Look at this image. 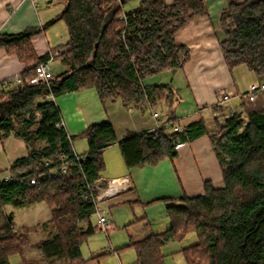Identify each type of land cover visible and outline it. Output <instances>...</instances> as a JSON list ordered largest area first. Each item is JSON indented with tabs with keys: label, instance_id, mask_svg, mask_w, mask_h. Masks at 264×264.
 <instances>
[{
	"label": "trees",
	"instance_id": "16d2710c",
	"mask_svg": "<svg viewBox=\"0 0 264 264\" xmlns=\"http://www.w3.org/2000/svg\"><path fill=\"white\" fill-rule=\"evenodd\" d=\"M63 1V11L42 26L62 19L68 30L58 56L65 71L48 85L27 82L35 67L48 58V53L38 56L31 41L41 28L0 33V48L25 64L19 84L0 87V137L13 133L28 146V154L17 159L9 173L42 170L45 159L55 166L58 152L72 156L74 138L80 136L87 142L85 161L70 164L67 173L31 185L26 180H0V214L5 205L43 202L48 207L49 218L40 224L49 229V237L36 242L45 264L82 263L80 244L101 229L90 220L97 206L88 196L100 189L91 187L86 197L79 190L100 179L105 167L103 150L117 142L109 119L89 124L76 136L67 135L64 127L56 126L61 115L54 96L94 88L102 104L119 99L123 107L139 111L162 101L164 125L140 133L129 131L118 141L127 168L154 165L165 156L172 159L177 155L175 141L192 140L205 132L199 120L166 134V126L176 121L177 93L168 83H144L157 73L181 68L188 49L177 44L174 35L207 12L204 0H139L128 9L124 5L130 0ZM221 10L219 45L226 64L230 68L243 65L264 79V0H226ZM49 94L52 98H47ZM214 127L209 139L223 185L216 187L204 180L200 194L157 199L165 203L169 226L130 240L127 246L135 251V264H164L161 246L190 231L197 239L181 248L186 264H264V110L214 119ZM99 186L105 187L106 182L100 181ZM34 229L15 228L13 213L5 216L0 224V264H10L14 255L26 264L23 250Z\"/></svg>",
	"mask_w": 264,
	"mask_h": 264
},
{
	"label": "crops",
	"instance_id": "0c3cea01",
	"mask_svg": "<svg viewBox=\"0 0 264 264\" xmlns=\"http://www.w3.org/2000/svg\"><path fill=\"white\" fill-rule=\"evenodd\" d=\"M132 1H128L124 8L135 6L139 0L130 7ZM164 1L170 3L173 0ZM204 1L207 12L190 20L174 35L175 42L188 49V58L181 68L174 72L163 71L144 80L145 84L168 83L177 93L178 99L174 106L176 121L166 126V134L182 131L187 125L199 120L204 124L205 132L199 137L184 142L175 141L177 155L174 158L165 156L154 165L127 168L118 146V141L129 131L140 133L154 129L152 110L158 111L161 121H165L166 105L162 101L145 111L132 106L123 107L124 110L120 111L114 105L110 113L107 111V102L101 103L106 112L105 118L99 110L94 89L77 90L53 97L64 130L70 137L80 134L89 124L103 119H109L113 125L117 142L103 150L105 167L98 181H105L107 185L114 178L119 188L104 200H111L114 204L131 203L129 205L141 213L127 225L145 224L153 232L149 221L154 219L155 211L166 214L165 203L157 199L200 194L204 180H210L214 186L221 187V167L209 139V134L215 130L214 119L222 121L233 113L244 116L253 110H264V93L248 91L252 84L264 82V79L242 65L228 67L220 51L219 40L223 34L219 28V17L226 0ZM64 7L63 0H37L36 3L32 0H0V33H16L27 27H40L41 30L31 38L32 45L38 56L49 54L50 51L61 49L59 46L68 39V30L62 19L42 26L59 15ZM50 66L51 70L57 69V72H52L54 76L65 71L58 57ZM24 68L25 64L15 54L0 48V87H14L3 86V82L19 77ZM223 96H227V99L217 102ZM73 141V150L85 154L86 139L79 141V150L74 147ZM39 144L43 142L39 141ZM27 154L28 146L23 138L13 133L1 136L0 176L8 173L11 165Z\"/></svg>",
	"mask_w": 264,
	"mask_h": 264
},
{
	"label": "rangeland",
	"instance_id": "374dc122",
	"mask_svg": "<svg viewBox=\"0 0 264 264\" xmlns=\"http://www.w3.org/2000/svg\"><path fill=\"white\" fill-rule=\"evenodd\" d=\"M136 2L137 0H133L129 3L131 5H128L131 7L133 4H136ZM125 6L127 7V4ZM242 67L244 66L242 65ZM56 70L57 69H52V72H57ZM86 89L94 88H82L78 91ZM98 101L99 110L106 118V112L102 107L99 97ZM108 105L110 106L108 107ZM114 105L121 109L120 111L124 110L119 99L114 101L110 100L106 103L108 113H110L109 110H111V107H114ZM145 115H147V111ZM82 139L84 138L80 136L74 138L73 143L77 150H79L78 143ZM99 206L105 211L107 220L106 230L97 229L80 244L81 264H135V251L132 247L127 245L130 240H135L136 237L142 238L150 228L145 224H134L131 226L127 224L132 221L135 216L139 217L141 213L137 208L133 209L128 203L114 204L111 200H104L99 203ZM9 212L13 213L15 228L20 225L36 228L30 231L29 245L23 250V257L26 260V264H45L41 251L36 246V242L49 237V229L43 228L40 224L49 218V209L46 204L37 202L22 207L5 205L0 214V224ZM155 214L154 219H150L151 221L148 220L152 224H150L152 226L151 230H153V232L164 231L169 226V217H167L165 213L159 214L157 210ZM90 220L93 224L99 226L95 214L91 215ZM78 225H84V222H78ZM196 239L194 232L190 231L182 238L172 239L164 243L161 246L163 263L186 264L181 248L193 244ZM109 246L111 247V251H108ZM10 264H21V258L18 255L12 256L10 258Z\"/></svg>",
	"mask_w": 264,
	"mask_h": 264
},
{
	"label": "built area",
	"instance_id": "2783aa9c",
	"mask_svg": "<svg viewBox=\"0 0 264 264\" xmlns=\"http://www.w3.org/2000/svg\"><path fill=\"white\" fill-rule=\"evenodd\" d=\"M33 3H36L37 0H32ZM61 49H55L53 51H50L48 54V58L44 61H41L36 67H35V72L34 74L28 78V83H34V84H46L48 85V81L54 77L50 63L59 56L61 53ZM20 76L18 77H13V79H10L8 81H4L3 85L5 86H16L17 84L20 83ZM250 93H257V92H262L264 93V82H261L259 84H252L248 90ZM48 97L52 98V95L49 94L47 95ZM227 96H223L220 100L217 102H221L223 100H226ZM151 108V107H149ZM35 115L38 116V112H35ZM152 116L155 119V124H154V129L158 128L162 125L165 124V121H161L160 119V113L156 110H152ZM56 126L58 127H63L62 121H58L56 123ZM174 143V141H173ZM72 148V145H71ZM72 156L68 157L64 153L58 152V161L55 166H52V162L49 159H45L43 161V169L39 170V168H36L35 170L31 171L28 174H22V173H16V174H11V173H3V175L0 176V180L4 181H12V180H26L27 185L34 184L37 180L44 179L46 177H56L59 174H64L68 172V167L72 163H77L81 164L85 161V154L83 153H77L73 150L72 148ZM91 187H98L100 189V192L96 195H92L89 190ZM119 186L117 185V181L113 178L110 182L105 187L99 186V181H95L94 183L86 184V186L83 189L79 190V193L81 196L86 197L87 193L89 192L90 199L92 202H94L95 206V211L92 214H95L97 217V222L102 229L106 230L107 226V220L105 216V211L100 208L99 202L101 203L104 201V199L115 193L118 190ZM108 251H111V248H108Z\"/></svg>",
	"mask_w": 264,
	"mask_h": 264
},
{
	"label": "water",
	"instance_id": "95a60500",
	"mask_svg": "<svg viewBox=\"0 0 264 264\" xmlns=\"http://www.w3.org/2000/svg\"><path fill=\"white\" fill-rule=\"evenodd\" d=\"M49 1V0H48Z\"/></svg>",
	"mask_w": 264,
	"mask_h": 264
}]
</instances>
